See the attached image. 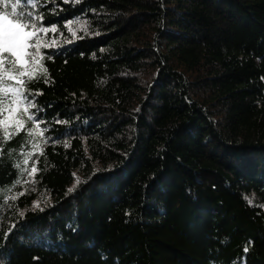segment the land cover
<instances>
[{"label":"trees","instance_id":"trees-1","mask_svg":"<svg viewBox=\"0 0 264 264\" xmlns=\"http://www.w3.org/2000/svg\"><path fill=\"white\" fill-rule=\"evenodd\" d=\"M19 11L39 62L0 83V264H264V0Z\"/></svg>","mask_w":264,"mask_h":264},{"label":"snow or ice","instance_id":"snow-or-ice-1","mask_svg":"<svg viewBox=\"0 0 264 264\" xmlns=\"http://www.w3.org/2000/svg\"><path fill=\"white\" fill-rule=\"evenodd\" d=\"M20 0H0V70H4L0 73V83H3L4 79H12L11 76L8 75V72H16L20 76H23L28 69L23 67L26 63L24 60V55H30L32 61L34 63H38L37 57L39 56V47H40V38L39 36L33 31H26V29H36V24L33 23V18L23 13V11L18 12V5ZM39 31L44 32L45 34L48 31H55L53 29H39ZM36 35V42L32 45H28L26 41ZM27 47H33L36 51L32 53H25L24 49ZM44 47H49L48 44H45ZM3 53H7L8 56L2 55ZM5 61L8 64V69H4ZM18 65H20L18 67ZM44 71L46 72L47 69L45 68ZM47 83V81H45ZM23 83V81H21ZM4 96H7L8 93L13 92L15 93V98L13 99V104H22L27 97L24 96L23 92L20 89L14 88H7L3 90ZM42 94V93H41ZM5 101L0 98V115L3 114L5 111H9L7 107H5ZM29 107H35L33 102H29ZM27 111V109H25ZM29 120H34L33 116L28 117ZM59 122V121H58ZM20 122H17L16 131L20 129ZM29 137H39L43 136V131L40 130L39 123L36 124L35 129L28 131ZM9 138V134L7 128L4 129L3 136H0V142ZM67 146V145H66ZM34 149L39 148V143L35 142L32 144ZM25 158L23 163L27 164L29 159L32 156V153H25ZM17 168H20L21 165L17 164ZM26 171V170H25ZM37 171L35 167L30 170V174H34ZM17 184L20 183L18 180ZM79 183V181H77ZM73 189H69L68 191L71 192ZM23 195V193H21ZM245 199H248L245 197ZM248 203L251 204L252 200L248 199ZM39 206L38 204L36 205ZM23 216V212L20 213ZM14 227V226H13ZM245 252L248 251V248L244 249Z\"/></svg>","mask_w":264,"mask_h":264},{"label":"rangeland","instance_id":"rangeland-1","mask_svg":"<svg viewBox=\"0 0 264 264\" xmlns=\"http://www.w3.org/2000/svg\"><path fill=\"white\" fill-rule=\"evenodd\" d=\"M26 31H30V30L26 29ZM30 39H31V38H30ZM30 39H28V40L26 41V43H27L28 45H29V41H30ZM43 43H45V44L53 43L52 37H51V38H47V37L45 36L44 39H43ZM24 52H25V53H32V51L30 50L29 47L25 48V49H24ZM37 59H38V58H37ZM24 60L26 61V63H25L24 65H28V64L32 61V58H31L30 55H24ZM32 64L35 65L34 62H32Z\"/></svg>","mask_w":264,"mask_h":264}]
</instances>
